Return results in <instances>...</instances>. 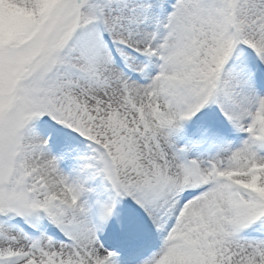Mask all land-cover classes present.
<instances>
[{"label":"snow or ice","instance_id":"1","mask_svg":"<svg viewBox=\"0 0 264 264\" xmlns=\"http://www.w3.org/2000/svg\"><path fill=\"white\" fill-rule=\"evenodd\" d=\"M0 264H264V0H0Z\"/></svg>","mask_w":264,"mask_h":264}]
</instances>
